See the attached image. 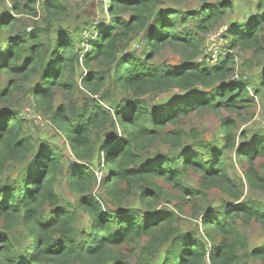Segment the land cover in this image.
Listing matches in <instances>:
<instances>
[{"label":"trees","instance_id":"trees-1","mask_svg":"<svg viewBox=\"0 0 264 264\" xmlns=\"http://www.w3.org/2000/svg\"><path fill=\"white\" fill-rule=\"evenodd\" d=\"M109 1V25L91 29V37L83 40V28L56 26L65 12L57 0L40 1L44 16L30 29L17 14L37 17L36 0L23 5L13 0L9 12L0 13V75L7 76L0 80V264L264 262V247L247 250L237 225L239 220L264 228V205L240 200V183L227 166L233 150L240 164L246 163L249 188L264 190V170L255 166L261 159L264 167V127L238 146L230 116L222 119L221 135L213 142L187 144L183 130L184 119L195 112L248 110L262 94L264 68L257 82L230 77L233 49L243 47L264 58V0H258L259 12L245 24L228 26V50L213 65L196 60L202 44L196 32L220 25L233 9L232 0L188 10L161 8L162 0ZM138 35L141 50L123 52ZM166 44L183 55L181 65L152 63ZM79 66L84 68L80 83L89 93L85 104L80 110L60 105L51 115L74 152L69 163L50 144L36 149L19 110L1 109L33 77L38 80L28 91L38 104L51 108L58 91L73 88ZM173 89L180 93L166 102H148L149 95ZM96 170L104 173L100 180ZM190 172L196 175L194 185ZM62 175L79 195L76 205L59 202L55 184ZM96 186L103 189L102 198L93 193ZM210 189L228 197L218 209L202 205L200 199ZM168 197L176 198V210L158 207ZM133 198L140 208L126 202ZM186 205L191 216L202 209V233L199 227L185 231L177 224L176 211Z\"/></svg>","mask_w":264,"mask_h":264},{"label":"rangeland","instance_id":"rangeland-1","mask_svg":"<svg viewBox=\"0 0 264 264\" xmlns=\"http://www.w3.org/2000/svg\"><path fill=\"white\" fill-rule=\"evenodd\" d=\"M20 4H25L26 0H19ZM40 1L36 0L35 10L37 11V17H30L29 15L19 13V21L21 24L32 27L33 21H38L40 16H44L40 8ZM64 5L65 12L60 16L61 18L56 20V26H61L62 29L67 31H75L77 28H83L80 33V38H90L89 36L91 29L95 30L102 25H109L111 14L108 10L110 1L109 0H57ZM218 0H162L159 4L161 8H174L181 10H188L194 7H200L203 3L215 4ZM233 9L227 11L223 21L215 29L208 33H197L198 37L202 40V44L199 49V54L196 58L198 62L205 61L206 63L213 65L221 61L224 53L228 50L226 48L227 41L230 36L228 32L229 25H243L248 19L252 18L258 13L257 5L258 0H232ZM13 0H0V13L4 10L9 12ZM264 11V5L261 7L260 12ZM129 12L123 14L124 18H127ZM37 19V20H32ZM87 25V26H85ZM193 30V28H191ZM77 34V32H75ZM6 35L2 38L5 39ZM79 41V36L76 38ZM142 43V35L131 38L129 43L123 52L137 50L139 52L140 44ZM82 45V43H81ZM122 52V53H123ZM122 53H119L120 56ZM235 55L234 71L230 80L239 78V75L249 77L253 82H257L259 73L264 68V58L255 57L251 50H247L243 47H237L232 50ZM184 62L183 55L177 50L174 45H162L156 52L152 63L155 65H181ZM262 65H261V64ZM84 72V68L79 66L75 74V84L70 91L62 92L58 91L55 95L51 108L38 104L31 93L28 91L38 80L37 78L29 79L23 89L17 90L12 94L11 100L1 110H19L22 117L26 119L24 130L31 137L36 149L44 143L50 144L51 148L56 149L62 155H64L65 161L69 163L75 159L74 152L70 149V142L65 138L62 130L58 128L55 122L51 119L52 111L60 105L66 107H74L76 110H80L86 102L89 93L83 88L80 83L81 74ZM7 76L4 74L0 75V80L5 81ZM107 88L110 85L106 86ZM256 88H258L256 86ZM201 89V88H200ZM117 92V91H115ZM177 89H173L164 94H158L157 96L149 95L147 97L148 102L153 105L157 102L164 103L172 96L179 94ZM253 91L250 89V94ZM123 94H119L118 97H122ZM230 116L234 119L233 135L235 137V146L240 144H246L250 138L251 133L264 127V90L261 95L256 96L255 103L248 110L238 109L237 111L227 112L224 109L214 111H200L195 112L183 121V130L185 133V141L187 144H193L198 141L213 142L216 138L221 135V121L224 117ZM245 134L246 138L243 137ZM160 149H164L163 145H159ZM233 158H229L227 166H229V173L239 181L242 194L240 200L243 201H256L264 205V190L250 189L246 180L244 179V166L246 163L240 164L237 157L234 155V151H230ZM96 164V163H95ZM262 160L258 159L255 162V166H260V171L264 170ZM97 177L103 176V171L96 170ZM190 182L194 185L196 182V175L190 172ZM241 181V182H240ZM165 187H168L164 185ZM55 189L58 194L59 202L64 204L66 202L75 204L79 198L76 192L69 189L66 184L65 176L62 175L58 178L55 184ZM103 189L99 186L94 188V194L102 198ZM204 197L201 200L203 207L207 206L212 209H218L222 204V201H226L228 197L219 192L217 189H210L204 191ZM171 193L176 194L171 191ZM175 196V195H174ZM126 202L131 204L132 207L140 208L137 199H129ZM176 198L168 197V201L162 199L159 202L158 207H167L169 209L176 210ZM183 208L184 211L177 212L178 221L177 224L182 230L195 231L196 227H199L198 231L202 233V226L200 224V217L202 209L196 210L197 216H191L190 206L186 205ZM80 221L83 225H86L87 216L80 209ZM239 229L245 234L248 247L247 250H252L255 247H264V228L256 222H251L249 225H244L241 221H237ZM200 236V234H198ZM126 249L125 245L123 246ZM209 249V248H208ZM132 255V254H131ZM129 259L134 260V257ZM205 264H209L206 262ZM247 264H264L261 260L249 259Z\"/></svg>","mask_w":264,"mask_h":264},{"label":"built area","instance_id":"built-area-1","mask_svg":"<svg viewBox=\"0 0 264 264\" xmlns=\"http://www.w3.org/2000/svg\"><path fill=\"white\" fill-rule=\"evenodd\" d=\"M99 180H100V178H99Z\"/></svg>","mask_w":264,"mask_h":264}]
</instances>
